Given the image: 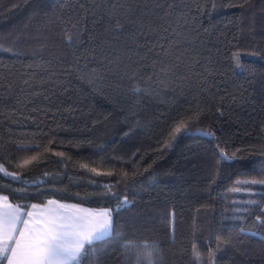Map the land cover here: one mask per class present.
Listing matches in <instances>:
<instances>
[{"label":"trees","instance_id":"1","mask_svg":"<svg viewBox=\"0 0 264 264\" xmlns=\"http://www.w3.org/2000/svg\"><path fill=\"white\" fill-rule=\"evenodd\" d=\"M0 49V195L111 209L80 264H264V0H0Z\"/></svg>","mask_w":264,"mask_h":264},{"label":"snow or ice","instance_id":"2","mask_svg":"<svg viewBox=\"0 0 264 264\" xmlns=\"http://www.w3.org/2000/svg\"><path fill=\"white\" fill-rule=\"evenodd\" d=\"M2 50V49H0ZM244 55H252L245 53ZM237 66L239 64V55L235 56ZM135 93L139 94L140 89H134ZM199 121V114H195L188 122L181 121L174 126L169 133V138L162 145L163 148H171L178 136H206L211 137L213 133L206 129L189 128L188 124H195ZM140 125L137 123L131 128V131L126 132L125 136L134 135ZM35 145H18L21 150H31ZM56 156L63 157L64 153L56 152ZM222 160L230 161L229 157L222 150L219 152ZM2 159V157H0ZM33 162H39L37 156H33L30 160H24L23 165L26 166ZM82 169L94 174L95 176L113 177L117 175L113 171L101 172L95 168L81 165ZM264 171V168L260 169ZM47 175V174H46ZM0 177L9 180L10 182L25 183L23 177L16 172H9L3 166H0ZM127 179V173H123L117 183ZM96 183L95 180L92 181ZM238 187L232 189L233 192H240L242 187L260 186L264 188V180H239L236 182ZM111 184H104L102 192L94 194L99 199L113 198L117 201V210L125 208L129 205V201L125 196L121 199L118 192H113ZM36 193H29L26 188L16 189L14 195L24 199L35 196L38 198L43 195L42 189L36 185ZM6 189H0L4 191ZM252 195L253 193H248ZM0 264H80L82 257H86L88 250L96 242L110 238L113 234V221L111 209H87L80 205H65L60 201L49 199L45 205L31 204L33 210L25 211L29 205H12L7 203L8 197H0ZM233 204L240 203L233 201ZM243 203L255 204V201L249 200ZM72 209L71 211L69 209ZM26 217V218H25ZM258 222L260 218H257ZM131 243V242H130ZM197 258L199 252L194 248ZM150 255V253H149ZM213 252H209L210 257H214ZM207 264V262H205Z\"/></svg>","mask_w":264,"mask_h":264},{"label":"crops","instance_id":"3","mask_svg":"<svg viewBox=\"0 0 264 264\" xmlns=\"http://www.w3.org/2000/svg\"><path fill=\"white\" fill-rule=\"evenodd\" d=\"M0 197H3V196H1L0 195ZM55 200V199H54ZM58 201V200H57ZM62 204H65V205H68V206H71V205H80L81 207H83V208H87V209H93V210H99V209H106V208H93V207H89V206H86V205H82V204H77V203H71V202H63V201H60ZM3 203V201H0V204H2ZM7 203H11L12 205H15V204H13L11 201H7ZM46 203H44V204H37V205H45ZM70 211L72 210L71 208L69 209ZM25 211H38V209L37 210H33V209H31V207H29L27 210H25ZM26 218V217H25ZM112 221H113V218H112ZM4 264H6V261L4 262Z\"/></svg>","mask_w":264,"mask_h":264},{"label":"rangeland","instance_id":"4","mask_svg":"<svg viewBox=\"0 0 264 264\" xmlns=\"http://www.w3.org/2000/svg\"><path fill=\"white\" fill-rule=\"evenodd\" d=\"M250 192V190H248Z\"/></svg>","mask_w":264,"mask_h":264}]
</instances>
